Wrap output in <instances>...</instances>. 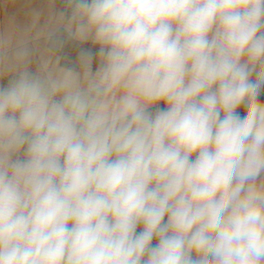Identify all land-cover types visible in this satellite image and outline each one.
<instances>
[{"label":"clouds","instance_id":"1","mask_svg":"<svg viewBox=\"0 0 264 264\" xmlns=\"http://www.w3.org/2000/svg\"><path fill=\"white\" fill-rule=\"evenodd\" d=\"M45 4L0 30V264H264V0Z\"/></svg>","mask_w":264,"mask_h":264},{"label":"crops","instance_id":"2","mask_svg":"<svg viewBox=\"0 0 264 264\" xmlns=\"http://www.w3.org/2000/svg\"><path fill=\"white\" fill-rule=\"evenodd\" d=\"M57 7L60 6L57 5ZM33 9L46 11L45 0H2L0 2V30L5 29L12 21L21 27L26 25L30 21V13ZM81 47L90 49L93 53L97 51L90 43H86ZM78 51L79 48L70 46L66 53L68 62L71 63L76 60ZM95 66L94 64V69Z\"/></svg>","mask_w":264,"mask_h":264},{"label":"trees","instance_id":"3","mask_svg":"<svg viewBox=\"0 0 264 264\" xmlns=\"http://www.w3.org/2000/svg\"><path fill=\"white\" fill-rule=\"evenodd\" d=\"M58 5H59L60 7H63V5H60V4H58ZM70 46H71V44L68 45V46H66V48H65V50H64V54H65V56H66V53H67V51L69 50ZM69 63H70V62H69ZM260 98H261V100H264V92H262ZM238 111H239V114H240L241 116H243V115L245 114L243 108L239 109Z\"/></svg>","mask_w":264,"mask_h":264},{"label":"built area","instance_id":"4","mask_svg":"<svg viewBox=\"0 0 264 264\" xmlns=\"http://www.w3.org/2000/svg\"><path fill=\"white\" fill-rule=\"evenodd\" d=\"M2 0H0V2H1Z\"/></svg>","mask_w":264,"mask_h":264}]
</instances>
